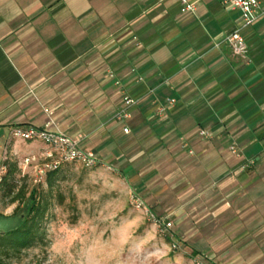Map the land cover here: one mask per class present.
<instances>
[{
  "label": "crops",
  "instance_id": "crops-1",
  "mask_svg": "<svg viewBox=\"0 0 264 264\" xmlns=\"http://www.w3.org/2000/svg\"><path fill=\"white\" fill-rule=\"evenodd\" d=\"M186 1L193 12L180 0H0L2 161L41 144L12 129L51 121L135 192L158 179L153 197L166 185L231 228L223 236L264 246V0L244 58L221 44L242 26L237 10ZM123 95L137 104L117 121Z\"/></svg>",
  "mask_w": 264,
  "mask_h": 264
},
{
  "label": "rangeland",
  "instance_id": "rangeland-1",
  "mask_svg": "<svg viewBox=\"0 0 264 264\" xmlns=\"http://www.w3.org/2000/svg\"><path fill=\"white\" fill-rule=\"evenodd\" d=\"M38 145L37 151L26 149L29 155L46 151ZM1 155L2 151L0 167ZM26 156L7 155L17 163V179H23L19 185L28 192L45 193L46 246L3 257L5 264H264L263 242L235 241L232 233L223 236L222 232L231 228L224 229L216 222L207 224L205 208L185 206L182 197L176 201L166 185L159 198L153 197L150 190L158 179L149 182L144 194L135 192L133 183L123 177L121 166L100 160L93 168L79 163L64 165L51 188L46 182L34 186L31 174H23L20 168ZM134 196L160 224L134 205ZM6 204L0 194L2 218H10L16 207Z\"/></svg>",
  "mask_w": 264,
  "mask_h": 264
},
{
  "label": "built area",
  "instance_id": "built-area-1",
  "mask_svg": "<svg viewBox=\"0 0 264 264\" xmlns=\"http://www.w3.org/2000/svg\"><path fill=\"white\" fill-rule=\"evenodd\" d=\"M224 5L230 6L232 9L240 13L242 26L240 29L233 31L224 37L221 44L228 49L234 56L245 57L248 53V46L242 35L243 29H248L260 16V8L258 0H222ZM195 6L186 0H180V12H193ZM170 102V101H169ZM137 101L127 95L122 97V107L114 115L117 121L127 120L131 117V110L135 107ZM163 113V108L158 109ZM52 122L47 121L42 128L17 127L10 131V138L23 142H38L47 147L46 151L40 155H28L20 161V168L23 174H31V182L34 186L45 184L46 178L50 173L59 171L64 165L71 163H79L85 168H93L100 165V160L95 153L91 151H83L80 144L86 139L85 136L79 135L76 139L67 137L61 132L51 131ZM127 133V129H123ZM199 136L207 137L203 131L199 132ZM5 166L0 167V181L5 173ZM133 203L137 208L145 209L141 200L132 197ZM146 210V209H145ZM153 223L160 224L153 214L146 210ZM169 224L166 223V226Z\"/></svg>",
  "mask_w": 264,
  "mask_h": 264
},
{
  "label": "trees",
  "instance_id": "trees-1",
  "mask_svg": "<svg viewBox=\"0 0 264 264\" xmlns=\"http://www.w3.org/2000/svg\"><path fill=\"white\" fill-rule=\"evenodd\" d=\"M2 165L6 171L0 181L1 199L6 201L7 206L16 204L12 216L8 218L14 224L0 231V264H5L3 257L19 256L25 250L46 246L43 222L47 216L48 202L45 193L36 190L28 192L24 185H19L23 179H17L19 169L16 161L6 156ZM58 172L47 176L49 188L54 184ZM166 241L170 239L166 237Z\"/></svg>",
  "mask_w": 264,
  "mask_h": 264
},
{
  "label": "water",
  "instance_id": "water-1",
  "mask_svg": "<svg viewBox=\"0 0 264 264\" xmlns=\"http://www.w3.org/2000/svg\"><path fill=\"white\" fill-rule=\"evenodd\" d=\"M1 228H8L10 225L12 226L14 224V221L12 220H1L0 222Z\"/></svg>",
  "mask_w": 264,
  "mask_h": 264
}]
</instances>
